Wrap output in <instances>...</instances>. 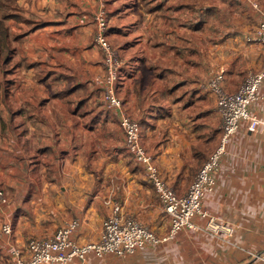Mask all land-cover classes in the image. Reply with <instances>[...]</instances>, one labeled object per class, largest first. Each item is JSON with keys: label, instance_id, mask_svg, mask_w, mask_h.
Returning <instances> with one entry per match:
<instances>
[{"label": "crops", "instance_id": "1", "mask_svg": "<svg viewBox=\"0 0 264 264\" xmlns=\"http://www.w3.org/2000/svg\"><path fill=\"white\" fill-rule=\"evenodd\" d=\"M102 8L108 39L126 64L122 111L140 122L159 175L179 195L221 143L211 79L223 72L225 90L236 92L249 73L264 70V45L247 40L264 0H0V190L8 199L0 202V264L74 219L73 240L97 242L116 203L160 241L124 257L91 254L71 264L264 258V130L250 131L247 121L228 141L216 187L202 203L224 229L214 233L197 216L198 229L164 240L170 219L125 148L122 111L103 113L96 90L104 66L93 17ZM260 94L249 111L264 120V80Z\"/></svg>", "mask_w": 264, "mask_h": 264}, {"label": "built area", "instance_id": "2", "mask_svg": "<svg viewBox=\"0 0 264 264\" xmlns=\"http://www.w3.org/2000/svg\"><path fill=\"white\" fill-rule=\"evenodd\" d=\"M93 19L97 26L95 42L103 52L104 66V73L95 79V84L102 92L106 109L122 111L123 103L117 89L123 61L106 38L108 28L106 9L102 8L98 11ZM247 40L249 43L264 45V12L256 30ZM224 79V73L219 72L208 84L216 97V108L221 120V143L199 169L184 195L177 194L159 175L155 161L142 141L139 121L122 111L120 127L124 134L125 148L134 161L146 171L148 182L154 187L160 205L170 219V233L164 240L175 238L184 228L198 229L193 222L194 217L197 216L206 219L207 228L214 233L224 229L203 209V200L216 187V173L221 158L226 152L228 141L237 133L241 121H247L250 131L259 128L264 130V120L249 111L252 103L263 99L260 87L264 80V70L249 73L236 92L225 90ZM0 202L8 203L2 190H0ZM79 225V220L74 219L50 238L30 239L26 251L19 248L13 250L10 264H71L77 260H85L91 254L97 258H103L108 254L124 257L143 250L147 242L160 241L148 226L127 215L123 205L119 203L113 206L111 213L106 217L97 242L80 245L74 241L72 235ZM2 232L10 235L11 224L5 223ZM227 232L231 233L232 229L228 228ZM251 256L256 259L253 264H264V258L256 254Z\"/></svg>", "mask_w": 264, "mask_h": 264}, {"label": "trees", "instance_id": "3", "mask_svg": "<svg viewBox=\"0 0 264 264\" xmlns=\"http://www.w3.org/2000/svg\"><path fill=\"white\" fill-rule=\"evenodd\" d=\"M94 20V19H93ZM107 21H108V23H109V19H108V15H107ZM109 28V27H108ZM107 28V31H106V38H107V40L109 41V43L111 44V42H110V40L108 39V29ZM257 28V27H256ZM97 29V28H96ZM256 30V29H255ZM254 30V31H255ZM253 31V32H254ZM96 32H97V30H96ZM252 32V33H253ZM251 33V34H252ZM95 37H96V34H95ZM94 42H95V40H94ZM95 44H96V42H95ZM111 46L114 48V49H116L112 44H111ZM102 51V50H101ZM103 53V52H102ZM119 53V52H118ZM120 55V54H119ZM121 57V56H120ZM121 59H122V57H121ZM122 61H123V66H122V69H121V74H120V79H119V82H118V95H119V87H120V85H121V82H122V79H123V73H124V67H125V63H124V60L122 59ZM246 78V77H245ZM96 90H97V93L99 94V96H100V98H101V101H102V103H103V113H105V114H108L109 113V110H107L106 109V107H105V103H104V100H103V98H102V92H101V90L98 88V87H96ZM140 123V122H139ZM140 126H141V124H140ZM122 130V129H121ZM123 133V132H122ZM123 136H124V134H123ZM145 146V145H144ZM131 156V155H130ZM132 157V156H131ZM134 160V159H133ZM136 163V162H135ZM138 164V163H137ZM139 165V164H138ZM153 187V186H152ZM153 189H154V187H153ZM155 191V190H154Z\"/></svg>", "mask_w": 264, "mask_h": 264}, {"label": "water", "instance_id": "4", "mask_svg": "<svg viewBox=\"0 0 264 264\" xmlns=\"http://www.w3.org/2000/svg\"><path fill=\"white\" fill-rule=\"evenodd\" d=\"M262 253H260L259 255H258V257H262ZM256 261V259H252V261H250V263L249 264H253L254 262Z\"/></svg>", "mask_w": 264, "mask_h": 264}, {"label": "rangeland", "instance_id": "5", "mask_svg": "<svg viewBox=\"0 0 264 264\" xmlns=\"http://www.w3.org/2000/svg\"><path fill=\"white\" fill-rule=\"evenodd\" d=\"M114 111V110H113ZM109 112H112V111H109ZM131 162V161H130Z\"/></svg>", "mask_w": 264, "mask_h": 264}]
</instances>
